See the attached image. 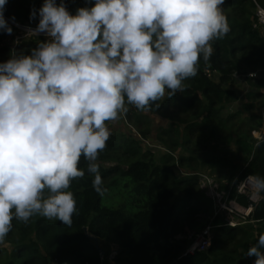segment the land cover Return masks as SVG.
<instances>
[{
	"label": "clouds",
	"instance_id": "9594fccd",
	"mask_svg": "<svg viewBox=\"0 0 264 264\" xmlns=\"http://www.w3.org/2000/svg\"><path fill=\"white\" fill-rule=\"evenodd\" d=\"M224 2L94 0L72 14L63 0H44L29 33L47 39L0 63V243L14 218L72 225L77 202L68 189L85 175L82 156L104 195L96 161L111 135L107 122L126 114V105L148 111L166 91L171 98L185 90L201 57L212 56V41L230 31ZM5 4L0 30L11 34ZM256 183L264 190V177ZM247 255L264 264V234Z\"/></svg>",
	"mask_w": 264,
	"mask_h": 264
},
{
	"label": "trees",
	"instance_id": "16d2710c",
	"mask_svg": "<svg viewBox=\"0 0 264 264\" xmlns=\"http://www.w3.org/2000/svg\"><path fill=\"white\" fill-rule=\"evenodd\" d=\"M256 1L264 8V0ZM56 2L59 4L61 0ZM63 2L72 14L79 7L94 4V0ZM43 3L44 0H6L3 14L18 23L37 25L38 9ZM221 7L228 18L230 31L222 39L212 41L213 54L209 61L205 62L201 57L197 75L183 81L185 90L171 98L166 95L164 100L156 102L160 104L159 108L152 105L148 110L179 107L181 111H187L192 106L200 108L205 113L202 130H209L207 138L202 141V147L207 150L223 135V121L227 118L219 116L220 109L240 96L235 72H246L247 69L261 71L260 77H245L246 84H250L252 89L244 96L247 100L261 97L260 105L264 104V34L261 28L253 27L256 3L254 0H225ZM34 9L37 15L30 19ZM9 25L12 27L11 34L0 30V63L12 55L30 54L39 41L45 40L43 37H29L15 42L18 30ZM207 69L211 72L210 76L206 74ZM202 98H205L204 104L201 103ZM126 106L129 111L118 121L128 125L131 121L137 128L138 136L116 134L110 130L106 148L99 153L96 161L103 187L107 189L104 195L100 196L94 190V177L88 174V162L82 156L79 167L85 175L73 180L68 189L77 202V214H73L72 225L69 227L59 220H48L39 215L31 217L26 224L14 218L12 230L0 245V264H102L100 249L105 252V261L111 250L105 249L102 246L104 243L116 247L114 262L118 264H254L256 258L248 256L247 251L257 242L258 236L264 234V190L260 192L261 198L253 204L244 226L222 225L217 223L219 218H216L210 247L206 251L184 255L189 240L175 237L182 232L179 222H190L191 215L207 209L208 199L186 188L175 199L170 184L174 182L177 186L192 187L196 185L197 175L175 176L170 164L173 156L170 154L163 155L161 163L156 162L153 149L142 147L144 140L153 141L149 128H140L145 123L141 119L142 111L132 105ZM262 118V113L250 116L249 119L255 120L256 125L250 124L245 133L236 135L234 144L244 162L240 167L232 165L226 177L233 184L222 186L228 189L230 199L245 207L250 202L246 195L236 191L237 184L247 177H264V140L257 141L250 135L251 130L262 125ZM111 122H107V126ZM195 125L190 123L188 128ZM169 131L162 130L159 137ZM168 140L169 147L179 143L176 139ZM156 142L168 151L164 141L157 139ZM194 161L192 156L181 155L178 158L180 164ZM203 161L211 170L224 169L228 164L216 155ZM88 234L97 238L98 246ZM237 234L239 238L235 239ZM6 244L11 249H6Z\"/></svg>",
	"mask_w": 264,
	"mask_h": 264
},
{
	"label": "rangeland",
	"instance_id": "374dc122",
	"mask_svg": "<svg viewBox=\"0 0 264 264\" xmlns=\"http://www.w3.org/2000/svg\"><path fill=\"white\" fill-rule=\"evenodd\" d=\"M262 31L264 32V29ZM256 71L261 75V71L258 69H247L246 72L241 71L234 73L235 82L237 84L236 88L241 92L240 96L235 101L224 104L222 109H220L221 111H219V116L221 118H227L223 121V135L219 136L216 144L213 147L210 146L208 150L204 149L205 147H202V141L203 139L207 138L209 133L208 129L202 130L204 127L202 122L203 118L205 117V113L200 111V108L197 106H192L187 111H181L179 107H169L168 109L141 112V119L145 123H143L140 128H149L150 137L153 139V141L144 140L142 147L145 148V150H148V147H151L154 151L153 158L158 163L162 162L161 157L163 155H172L173 160L170 162V164L173 166L175 176L178 178L189 174L197 175L198 179L196 181V185H193L192 187L177 186L174 182L170 184L173 189L175 199L178 198L183 193V191H185V188L191 190V192L194 194H202L208 199V203L206 205L207 209L191 215L190 222H179V226L182 227V232L175 235L177 239L182 237L184 238V236L188 233L197 234L208 224H211L214 229L216 226L214 224L216 218H219L217 223L222 225H225L226 217L231 218L234 222H238V224L234 227L244 226L246 223L243 218L238 216L239 213L234 214L233 217L229 216L226 211L223 210L221 213H218V208L215 205L217 202L215 201L217 199V194L221 196L223 194L222 192H224L225 197L228 195V189H225L222 186L229 185L230 187L231 184H233V181L229 183L228 178L226 177L228 172H230L232 165L234 164V166L240 167L244 162V157L236 150V146L234 144L236 135L238 133H245L250 124L253 126L256 125L254 122L255 120L249 119L250 116H260L262 113L263 106L260 105V100L262 99L261 97L256 100H247L244 96L246 91L252 89L251 85L246 84L244 80L245 74ZM180 93L181 92L179 91L177 92V94ZM166 95L167 91L165 93V97ZM164 98L162 100H164ZM204 101L205 98H202L201 103L203 102L204 104ZM250 103L253 105L249 106ZM216 107H218V105H216ZM123 117H125L124 114L121 115V118ZM125 123L126 122L122 124V122L118 120L112 121L108 128L111 131H114L116 134L130 133L135 137L137 135V128L132 125L131 121H129L130 125ZM190 123H194L196 125L193 128H188V124ZM262 126L263 122L260 127L250 131L251 137L257 141L264 140V136L260 133L263 130ZM162 130L170 131L167 132L166 135L159 137ZM168 138H170V140L176 139L179 142L178 145L169 147ZM157 139H160L164 141L165 144H167L168 151H166L158 142H156ZM181 155L192 156L195 158V161L191 164L185 162L180 164L178 162V158ZM212 155L219 156L225 160V162L228 163L227 167L224 169L216 168V170H211V168L206 167L203 160ZM107 164H112V162ZM203 177H206L211 181L213 184L211 185L212 188H210L208 185L202 187L203 184L198 182V180ZM244 181L246 188H249V186L259 188V186L252 179L246 178ZM260 190L261 189H258V191H251L249 189L246 190L244 194L247 196H253L255 194H257V196H261ZM238 238L239 235H235V239ZM2 244L3 243H0L1 246ZM5 246L6 249H11L9 244H6Z\"/></svg>",
	"mask_w": 264,
	"mask_h": 264
},
{
	"label": "built area",
	"instance_id": "2783aa9c",
	"mask_svg": "<svg viewBox=\"0 0 264 264\" xmlns=\"http://www.w3.org/2000/svg\"><path fill=\"white\" fill-rule=\"evenodd\" d=\"M254 1L256 3V9H255L256 22L253 24V27H259L263 30L264 29V8L260 4H258L256 0H254ZM8 21L11 25H13L18 30V32L14 36L15 42L19 39L29 38V37H43V38L47 39L44 35H39V36L30 35L29 29H34L37 25H32V24H27V23H18V22H15L13 20H10V19H8ZM262 33L264 34L263 31H262ZM206 74L208 76H210L211 75L210 70L207 69ZM260 76L261 75L257 71L245 74V77H260ZM262 77L264 78V75H262ZM262 92H263V103H264V87L262 89ZM263 110H264V104H263V109H262V116H263V118H262V122H263L262 127L263 128L262 129L263 130L260 132L264 136V112H263ZM247 179H252L256 183V179L253 177H247ZM244 180H242L236 186V191L238 193L244 194L245 191L249 190V189L251 191H258V189H259L258 187L249 186V188H246ZM198 182H201L203 184L202 187L208 185L210 188H212L211 185H213L211 183V181L208 180V178H206V177L200 178V180H198ZM260 192H261V190H260ZM222 193L223 194L221 196H219L217 194V199H216V201L214 200L215 202H217V204L215 203V205L218 208V213H221L223 210V211H226V213L232 217L234 214L239 213L238 216L243 218L244 221H246V218L249 216V214L253 208V204L257 203V201L261 198V196H257V194H255L253 196H247L246 194H244L248 197V200L250 202L249 205L245 207V206L239 205L235 200L230 199L229 198V192H228V195L226 197L224 196V192H222ZM225 220H226L225 225L230 226V227H234L238 224V222H234L229 217H226ZM184 238L189 240L188 246L184 251V255L193 254L196 251H206L210 247L211 242H212L213 227L211 224H208L202 230H200V232H198L197 234L188 233L187 235L184 236ZM104 254H105V252L102 249H100V256L102 259V264H118V263L114 262L115 249L110 250V252L108 253V255L106 257V261L104 260ZM56 264H68V263L60 262V263H56Z\"/></svg>",
	"mask_w": 264,
	"mask_h": 264
},
{
	"label": "crops",
	"instance_id": "0c3cea01",
	"mask_svg": "<svg viewBox=\"0 0 264 264\" xmlns=\"http://www.w3.org/2000/svg\"><path fill=\"white\" fill-rule=\"evenodd\" d=\"M96 244V243H95ZM102 246L109 250V249H116V247L113 245V244H107V243H104V245L102 244Z\"/></svg>",
	"mask_w": 264,
	"mask_h": 264
},
{
	"label": "water",
	"instance_id": "95a60500",
	"mask_svg": "<svg viewBox=\"0 0 264 264\" xmlns=\"http://www.w3.org/2000/svg\"><path fill=\"white\" fill-rule=\"evenodd\" d=\"M5 19L8 21V19L5 17ZM9 22V21H8ZM88 236L96 243V246H98L97 245V238L94 236V235H89L88 234Z\"/></svg>",
	"mask_w": 264,
	"mask_h": 264
}]
</instances>
